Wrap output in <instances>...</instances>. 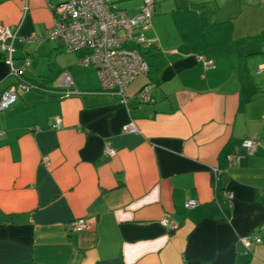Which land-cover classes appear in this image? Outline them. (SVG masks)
Returning a JSON list of instances; mask_svg holds the SVG:
<instances>
[{"label":"crops","instance_id":"obj_1","mask_svg":"<svg viewBox=\"0 0 264 264\" xmlns=\"http://www.w3.org/2000/svg\"><path fill=\"white\" fill-rule=\"evenodd\" d=\"M67 1L0 0V25L45 35ZM105 1L129 16L143 7ZM146 35L160 48L142 49L149 72L126 105L102 92L86 51L15 42L18 62L32 60L23 76L42 89L0 111V264H264V0H155ZM3 55L0 97L15 82ZM64 75L80 95H60ZM146 86L154 103L138 97ZM131 122L138 132L124 131ZM245 140H260L251 155ZM79 218L89 229L69 231ZM255 235L248 250L240 239Z\"/></svg>","mask_w":264,"mask_h":264},{"label":"built area","instance_id":"obj_2","mask_svg":"<svg viewBox=\"0 0 264 264\" xmlns=\"http://www.w3.org/2000/svg\"><path fill=\"white\" fill-rule=\"evenodd\" d=\"M56 13L55 24L45 35H32L19 38L17 31L11 26L0 25V49L4 60L10 67V74L15 82L5 90L0 97V111L9 109L19 97L26 92L42 89L39 85L31 83L23 76L24 72L32 65L30 57L21 62L15 57V42L20 39L23 42L42 43L44 41H56L63 45L68 52L86 51L82 60L85 67H94L98 72L103 93L117 96L124 105L128 103L127 88L139 76L147 75L149 64L146 61L142 49L160 48L158 41L148 39L146 32L152 27L155 13V0H143V7L136 16H129L116 5L109 6L105 0H69L57 6H52ZM264 52V47H263ZM197 60L206 68L215 67L216 63L203 55H197ZM264 72V65L257 71ZM62 84L65 87L60 95L71 97L80 95L82 92L76 87L69 75H64ZM138 97L142 103H154L152 90L146 86ZM61 118H56L54 128L62 127ZM125 132H138L135 122H131L124 128ZM243 147L247 154H253L260 140H245ZM106 156L115 155V150L107 147ZM243 155H231L228 157L230 164H240ZM221 171L213 169V187L216 196L219 195ZM221 195L229 201L234 199V194L223 190ZM199 205L198 200H189L185 208L190 210ZM162 224L174 232L178 225L166 215ZM69 231L82 232L89 229L84 218L72 220L66 224ZM249 250L253 244L261 242L260 237L255 235L252 240L245 237L240 239Z\"/></svg>","mask_w":264,"mask_h":264},{"label":"trees","instance_id":"obj_3","mask_svg":"<svg viewBox=\"0 0 264 264\" xmlns=\"http://www.w3.org/2000/svg\"><path fill=\"white\" fill-rule=\"evenodd\" d=\"M37 85H39L40 87H42V84H37Z\"/></svg>","mask_w":264,"mask_h":264}]
</instances>
